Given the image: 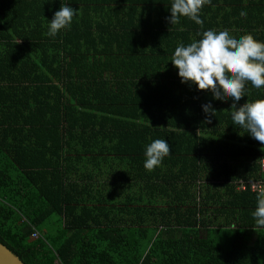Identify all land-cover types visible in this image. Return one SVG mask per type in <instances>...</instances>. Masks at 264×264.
<instances>
[{
    "label": "trees",
    "instance_id": "16d2710c",
    "mask_svg": "<svg viewBox=\"0 0 264 264\" xmlns=\"http://www.w3.org/2000/svg\"><path fill=\"white\" fill-rule=\"evenodd\" d=\"M171 3L0 0V244L23 264H264L258 194L233 184L264 145L170 61L209 29L264 42V0H208L202 25H171ZM245 88L237 106L264 99ZM155 139L171 151L148 171Z\"/></svg>",
    "mask_w": 264,
    "mask_h": 264
},
{
    "label": "clouds",
    "instance_id": "9594fccd",
    "mask_svg": "<svg viewBox=\"0 0 264 264\" xmlns=\"http://www.w3.org/2000/svg\"><path fill=\"white\" fill-rule=\"evenodd\" d=\"M207 2L172 0L170 15L166 19L172 25L178 24L182 17H187L197 25H202L200 10ZM76 15L78 10L69 6V3L60 5L51 20L47 19V35L55 37L62 29L69 28ZM241 15H246V11L242 10ZM197 36L199 39L194 38L187 45L180 43L170 59L178 70L180 82L194 85L197 91H211L215 100L231 98V119L234 124L264 145V99L237 106L245 97L246 83L250 82L258 89L264 87V42L251 34L234 35L227 29H209L197 33ZM202 111L209 116L215 113L211 103L202 105ZM170 151L166 139H155L145 146L144 168L151 171L160 166ZM253 217L257 225L264 226V190L257 195Z\"/></svg>",
    "mask_w": 264,
    "mask_h": 264
},
{
    "label": "built area",
    "instance_id": "2783aa9c",
    "mask_svg": "<svg viewBox=\"0 0 264 264\" xmlns=\"http://www.w3.org/2000/svg\"><path fill=\"white\" fill-rule=\"evenodd\" d=\"M259 173L260 178L251 182H243L242 180H239L237 182H234L236 184L237 190H245L246 186L248 185L251 192L259 193L261 190H264V158L260 160L259 163ZM33 238L38 237L37 232L32 233Z\"/></svg>",
    "mask_w": 264,
    "mask_h": 264
},
{
    "label": "water",
    "instance_id": "95a60500",
    "mask_svg": "<svg viewBox=\"0 0 264 264\" xmlns=\"http://www.w3.org/2000/svg\"><path fill=\"white\" fill-rule=\"evenodd\" d=\"M0 264H23L12 252L0 244Z\"/></svg>",
    "mask_w": 264,
    "mask_h": 264
}]
</instances>
